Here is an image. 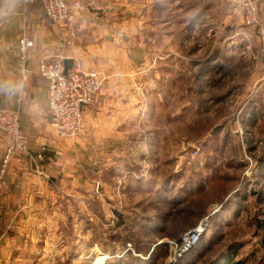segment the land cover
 Returning <instances> with one entry per match:
<instances>
[{
    "label": "crops",
    "instance_id": "obj_1",
    "mask_svg": "<svg viewBox=\"0 0 264 264\" xmlns=\"http://www.w3.org/2000/svg\"><path fill=\"white\" fill-rule=\"evenodd\" d=\"M69 1L85 9L60 27L38 4L25 20L21 0H0V109L18 113L28 144L9 161L0 186V264H87L96 254L102 255L97 264L107 263L100 249H119L110 209L126 195L130 176L122 173L134 161L145 165L149 150L168 145L167 133L156 136L157 147L154 136L148 138L149 110L163 102L166 88L180 86L181 76L192 72V95L208 105L211 119L209 106L234 91L245 96L249 90L244 103H264L262 55L255 52L260 58L250 63L240 57L244 52L227 49L229 39L245 36L229 38L233 29L245 28L232 18L228 0ZM252 31L253 44L261 46L264 2ZM22 37L33 42L24 65L18 58ZM185 38L192 49L182 46ZM57 60L70 62L68 72L105 77L101 94L83 109L81 133L72 138L50 127L47 83L37 73L40 62ZM226 83L228 94L215 90ZM253 90L259 92L248 99ZM5 146L0 133V163Z\"/></svg>",
    "mask_w": 264,
    "mask_h": 264
},
{
    "label": "rangeland",
    "instance_id": "obj_2",
    "mask_svg": "<svg viewBox=\"0 0 264 264\" xmlns=\"http://www.w3.org/2000/svg\"><path fill=\"white\" fill-rule=\"evenodd\" d=\"M238 21L245 29H233L229 38L245 36L234 34L227 49L244 52L240 57L250 63L260 54L264 62V39L261 46L253 44L254 24ZM188 40L182 46L192 49ZM187 75L180 77V86L166 88L163 102L149 110L148 138L154 136L157 147L156 136L167 133L168 145L162 152L149 150L145 165L134 161L122 173L130 176L126 195L110 209L118 228L113 246L119 249H100L108 255L106 264H264V103H244L249 90L245 96L234 91L209 106L211 119L204 112L208 105L192 95V72ZM215 90L231 92L228 83ZM204 220L198 241L173 260L181 236ZM124 224L126 229L119 227ZM126 243L136 251L129 258L118 251ZM96 256L87 264L93 258L94 264L102 262V255Z\"/></svg>",
    "mask_w": 264,
    "mask_h": 264
},
{
    "label": "built area",
    "instance_id": "obj_3",
    "mask_svg": "<svg viewBox=\"0 0 264 264\" xmlns=\"http://www.w3.org/2000/svg\"><path fill=\"white\" fill-rule=\"evenodd\" d=\"M21 2L22 16L25 20L29 7L38 4L44 17L60 27L70 25L74 21L75 15L85 9L79 2L69 0H21ZM228 2L234 20L254 24L258 16L259 6L264 0H228ZM32 47L33 42L31 40L25 37L19 39L18 58L22 65L27 61ZM37 73L47 83L50 127L60 138L78 136L82 131L83 109L92 106L101 94L105 77L97 71H74L64 74L62 60L40 62ZM11 96V94L8 95V97ZM0 133L6 139V146L0 163V186H4L3 177L9 161L14 155L25 153L28 145L16 111L0 109ZM206 220L181 236L178 244H175L173 260L185 254L198 241L203 228L207 226ZM135 253L136 251L134 252L132 246L127 243L124 254L132 257ZM175 253H177V257H175Z\"/></svg>",
    "mask_w": 264,
    "mask_h": 264
},
{
    "label": "water",
    "instance_id": "obj_4",
    "mask_svg": "<svg viewBox=\"0 0 264 264\" xmlns=\"http://www.w3.org/2000/svg\"><path fill=\"white\" fill-rule=\"evenodd\" d=\"M63 68H64V74H66L70 69V62H68L67 60H64L63 61Z\"/></svg>",
    "mask_w": 264,
    "mask_h": 264
},
{
    "label": "trees",
    "instance_id": "obj_5",
    "mask_svg": "<svg viewBox=\"0 0 264 264\" xmlns=\"http://www.w3.org/2000/svg\"><path fill=\"white\" fill-rule=\"evenodd\" d=\"M231 264V263H230Z\"/></svg>",
    "mask_w": 264,
    "mask_h": 264
}]
</instances>
